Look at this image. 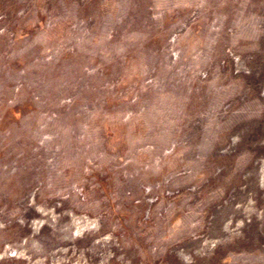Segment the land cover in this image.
<instances>
[{
    "label": "rangeland",
    "instance_id": "1",
    "mask_svg": "<svg viewBox=\"0 0 264 264\" xmlns=\"http://www.w3.org/2000/svg\"><path fill=\"white\" fill-rule=\"evenodd\" d=\"M0 264H264V0H0Z\"/></svg>",
    "mask_w": 264,
    "mask_h": 264
}]
</instances>
